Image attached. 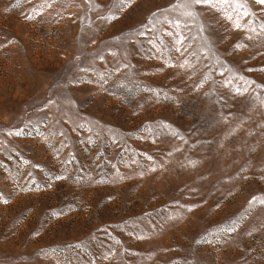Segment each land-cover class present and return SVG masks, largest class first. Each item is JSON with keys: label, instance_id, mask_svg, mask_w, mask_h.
<instances>
[{"label": "rangeland", "instance_id": "rangeland-1", "mask_svg": "<svg viewBox=\"0 0 264 264\" xmlns=\"http://www.w3.org/2000/svg\"><path fill=\"white\" fill-rule=\"evenodd\" d=\"M0 264H264V2L0 0Z\"/></svg>", "mask_w": 264, "mask_h": 264}, {"label": "snow or ice", "instance_id": "snow-or-ice-1", "mask_svg": "<svg viewBox=\"0 0 264 264\" xmlns=\"http://www.w3.org/2000/svg\"><path fill=\"white\" fill-rule=\"evenodd\" d=\"M197 2H200V0H197ZM203 2H209V0H203ZM261 2H264V0H261Z\"/></svg>", "mask_w": 264, "mask_h": 264}]
</instances>
